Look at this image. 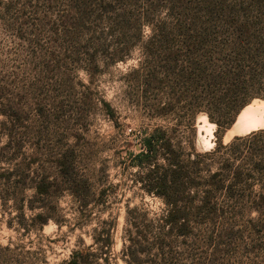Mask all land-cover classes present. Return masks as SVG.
Segmentation results:
<instances>
[{
	"label": "rangeland",
	"instance_id": "rangeland-1",
	"mask_svg": "<svg viewBox=\"0 0 264 264\" xmlns=\"http://www.w3.org/2000/svg\"><path fill=\"white\" fill-rule=\"evenodd\" d=\"M245 20L264 33V0H0V264H65L104 230L111 247L92 264H125L122 245L138 234V264H264L254 214L200 237L167 234L166 207L132 161L157 127L186 150L216 143L202 114L152 116L173 87L132 73L151 28L227 34ZM41 176L45 197L33 191Z\"/></svg>",
	"mask_w": 264,
	"mask_h": 264
},
{
	"label": "trees",
	"instance_id": "trees-1",
	"mask_svg": "<svg viewBox=\"0 0 264 264\" xmlns=\"http://www.w3.org/2000/svg\"><path fill=\"white\" fill-rule=\"evenodd\" d=\"M151 31L144 48L148 57L132 73L147 72L144 85L173 87L152 116L161 118L180 108L192 122L202 114L214 125L216 137L212 149L201 152L191 145L186 150L157 127L143 138L142 151L132 155L133 165L146 171L143 189L166 207L162 218L166 233L200 237L213 221H250L252 214L264 221V128L226 144L219 139L240 109L254 99L264 100V33L247 20L234 24L227 34L181 25ZM155 46L163 58L159 62L154 59ZM10 134L4 148L10 146ZM158 158L162 165L157 164ZM50 185L46 176L39 177L34 194L45 197ZM126 241L124 263L138 264L136 255L147 250L145 238L138 234ZM111 244L110 232L104 230L92 237L90 246L72 250L65 264H92Z\"/></svg>",
	"mask_w": 264,
	"mask_h": 264
},
{
	"label": "bare ground",
	"instance_id": "bare-ground-1",
	"mask_svg": "<svg viewBox=\"0 0 264 264\" xmlns=\"http://www.w3.org/2000/svg\"><path fill=\"white\" fill-rule=\"evenodd\" d=\"M203 117L206 118L205 115ZM238 120H240V126L238 128L233 127L225 133V142L230 140L234 135H243L250 131L264 128V104L259 106L251 104L245 107ZM208 126L210 131L214 128V125L210 123H208Z\"/></svg>",
	"mask_w": 264,
	"mask_h": 264
},
{
	"label": "water",
	"instance_id": "water-1",
	"mask_svg": "<svg viewBox=\"0 0 264 264\" xmlns=\"http://www.w3.org/2000/svg\"><path fill=\"white\" fill-rule=\"evenodd\" d=\"M256 102V103H255ZM251 104H255V105H257V106H259V105H261V104H264V100H253L252 102H250L248 105H246V106H244L242 109H240L237 113H236V115L234 116V118H233V120H232V122L230 123V125L224 130V134L226 133V132H228L229 130H231L233 127H235V128H238L239 126H240V120H238V118H239V116L241 115V113H242V111H243V109L245 108V107H247V106H250ZM260 129H263V128H260ZM254 131V130H253ZM251 132V131H250ZM249 133V132H248ZM248 133H246V134H248ZM243 135H245V134H243ZM243 135H234L233 137H239V136H243ZM232 137V138H233Z\"/></svg>",
	"mask_w": 264,
	"mask_h": 264
}]
</instances>
